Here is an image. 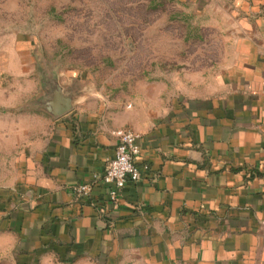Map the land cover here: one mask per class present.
<instances>
[{
  "label": "crops",
  "instance_id": "1",
  "mask_svg": "<svg viewBox=\"0 0 264 264\" xmlns=\"http://www.w3.org/2000/svg\"><path fill=\"white\" fill-rule=\"evenodd\" d=\"M233 16L231 61L211 94L161 82L106 99L83 77L67 81L82 98L0 186L16 264H264V0H235ZM119 129L139 135L142 179L114 204L96 178Z\"/></svg>",
  "mask_w": 264,
  "mask_h": 264
},
{
  "label": "rangeland",
  "instance_id": "2",
  "mask_svg": "<svg viewBox=\"0 0 264 264\" xmlns=\"http://www.w3.org/2000/svg\"><path fill=\"white\" fill-rule=\"evenodd\" d=\"M234 1L0 0V186L61 119L43 106L70 78L106 99L161 82L213 93L232 57ZM15 245L0 235V264H16Z\"/></svg>",
  "mask_w": 264,
  "mask_h": 264
},
{
  "label": "built area",
  "instance_id": "3",
  "mask_svg": "<svg viewBox=\"0 0 264 264\" xmlns=\"http://www.w3.org/2000/svg\"><path fill=\"white\" fill-rule=\"evenodd\" d=\"M114 134L118 138L115 158L109 162L105 174L96 179L111 187L112 202L116 204L126 184L139 182L142 174L136 163L141 154V147L138 144L139 135L131 129H119ZM75 190L78 195H88L92 188L87 184Z\"/></svg>",
  "mask_w": 264,
  "mask_h": 264
},
{
  "label": "water",
  "instance_id": "4",
  "mask_svg": "<svg viewBox=\"0 0 264 264\" xmlns=\"http://www.w3.org/2000/svg\"><path fill=\"white\" fill-rule=\"evenodd\" d=\"M75 84L79 86V90L82 89L80 83L76 82ZM76 89L78 87H66L57 84L53 91L51 89L52 92L47 103L44 102V110L56 120L66 116L74 109L77 99L82 98L84 91L77 92Z\"/></svg>",
  "mask_w": 264,
  "mask_h": 264
}]
</instances>
